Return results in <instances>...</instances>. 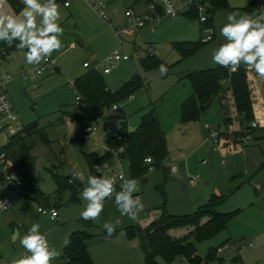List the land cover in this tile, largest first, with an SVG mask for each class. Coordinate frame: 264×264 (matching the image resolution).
I'll list each match as a JSON object with an SVG mask.
<instances>
[{
	"label": "rangeland",
	"instance_id": "obj_1",
	"mask_svg": "<svg viewBox=\"0 0 264 264\" xmlns=\"http://www.w3.org/2000/svg\"><path fill=\"white\" fill-rule=\"evenodd\" d=\"M191 1L175 0V4L177 7H186ZM255 1L228 0L227 6L216 8L212 14L205 11L196 17L187 14L172 17L155 13L158 23L154 28L152 24L139 28L127 17L126 12L132 9L136 15L143 14L150 0H105L111 21L117 27H131L132 33L122 38L83 3L82 9L90 12L81 13V17L76 20L72 19L70 26L76 28L77 31L73 32L79 33L82 38L86 34L89 41L81 45L76 38L65 34L69 31L66 29L67 24L60 23L63 29L59 37L62 47L52 54L55 66L33 77L32 71H29L32 65L27 66L28 69L21 67L27 49H14L7 55L3 68L13 75L7 88L21 124L24 127L34 124L39 128L49 126L47 131L52 143L50 145L39 140L31 151L35 159L33 180L50 198L35 201L24 197L20 201L17 210L21 235H0V264H11L13 259L26 254L20 238L27 234L34 223L40 224V232L47 237L50 246L60 253L53 264H70L61 258L64 241L77 229L87 230L94 235L88 244L94 264H148L141 237L139 233L131 237L130 228L146 230L166 213L174 216L194 213L215 195L220 197L218 211L238 212L227 228L216 236L205 239L193 237L197 253L206 258L212 248H218V260L221 262L226 258L225 264H238L232 260L237 256L240 257L239 264H264V133L257 138L260 133L257 131L243 141L240 133L232 132L230 124L233 130L239 131L250 122L238 115L230 90L224 97H215L213 104L201 111L197 120L187 123L181 120L182 104L193 93V86L185 79L186 75L219 66L213 62L212 55L225 42L220 30L228 23L227 15H257L253 6ZM57 4L60 5V13L65 10L61 3ZM0 11L17 16L20 13L11 0H3ZM200 15H212V18L202 23ZM208 35H213V39L204 43L203 37ZM176 41H194L199 44V49L182 58L174 48ZM73 42L77 43L76 48H72ZM116 50L127 54L130 60L113 65L107 63L105 58ZM149 52L167 67L166 75L160 74V65L149 71L143 68L141 59L147 57ZM85 62L91 66L85 68ZM107 66L112 69L109 74L104 73ZM92 68L101 71L112 92H117L137 74L144 86L136 89L132 96L120 99L117 110L105 109L97 118L95 133L85 132V126L90 124L88 116L82 120L71 118L66 127H62L60 120L68 113H84L76 107L73 82ZM245 71L256 112L254 119L260 121L258 129H262L264 121L257 115L259 112L264 113V80L246 66ZM153 104L167 138L168 154L163 165H155L156 168L148 170L146 175L133 178L127 158L120 162L114 157L111 161L113 167L126 173L127 179L137 181L139 191L134 195L141 197L143 210L135 220L129 219L119 212L114 197H110L104 202V211L99 220H90V225L84 223L80 220V213L87 201L81 198L80 193L87 186L88 177L95 176L85 160L84 152H106V141L118 133L122 122L126 121L129 130H135ZM226 117H232L230 124L225 123ZM82 124L85 126H82L79 134L85 138L80 141L77 132ZM218 133L220 136L216 138ZM226 133L233 134L229 136L231 138L242 140L234 142L224 135ZM5 138L3 136L4 142H7L8 138ZM172 167H176L177 171L172 172ZM76 172L81 173L78 180L82 186L77 200L70 199L69 189L60 199L53 198L57 190L54 174L67 177ZM3 190L0 185V193ZM39 206L55 208L59 216L53 219L50 214L43 215L37 210ZM116 219H120V225L110 238H106L103 224L114 223ZM189 231L185 227L173 228L171 234L178 237ZM160 264H185V260L177 256L171 262L160 259ZM200 264L217 263L204 261Z\"/></svg>",
	"mask_w": 264,
	"mask_h": 264
},
{
	"label": "trees",
	"instance_id": "obj_2",
	"mask_svg": "<svg viewBox=\"0 0 264 264\" xmlns=\"http://www.w3.org/2000/svg\"><path fill=\"white\" fill-rule=\"evenodd\" d=\"M11 2L19 11L22 10L23 5L17 0H11ZM227 5L228 0H210L208 12L212 14L216 8ZM185 14L190 17L199 16L198 6L193 5ZM210 18H212V15ZM3 48H9V46L1 41L0 51ZM174 48L184 58L195 53L199 49V44L194 41H176L174 42ZM161 64L162 62L159 58L150 53L147 57L141 59V65L146 71ZM185 79L192 84L193 93L182 104L181 120L183 123L197 120L201 116V105L209 103L212 98L224 97L228 90L233 94L238 115L243 117L244 121L251 122L254 120L256 112L245 65L242 64L235 72L221 66L191 72L186 75ZM225 80L230 81V87L227 90H223L221 87ZM141 86H144V84L142 78L137 74L132 80L124 83L117 92H112L98 69H91L74 81L76 94L80 93L84 101L91 107L99 109L101 114L104 113L105 109H110L114 104L118 103L120 99L131 96ZM67 115L81 119L87 118L86 113H68ZM231 120L232 117H226L225 123L229 124ZM23 132L24 134L22 135H13L6 144L1 145L0 153L5 152L7 158L12 159L21 170L25 178V191L28 197L36 201L40 198L49 199L50 196H45L33 180L35 159L31 155L32 149L39 140L51 145L52 142L47 128H39L34 124L25 127ZM224 135L232 136L233 134L229 135V133H226ZM78 136L80 141H82V137ZM234 140L240 141L242 139L235 138ZM107 145L108 151L104 155L96 152L84 154L85 160L92 171L95 164L112 160L115 157V150L120 146L125 147L124 156L130 161L133 178L146 175L148 167L145 164V158L148 156L153 158L154 165L157 167L163 165V160L168 154L167 138L155 105L153 104L143 115L141 123L135 130H129L126 121L122 122L117 135L108 139ZM0 177L3 179L1 164ZM71 177V175L63 177L54 174L57 190L53 193V198L60 199L69 189L71 191L70 199L77 200L82 186L80 181L69 183L68 181ZM219 202L220 197L215 195L194 213L183 216H174L166 213L163 218L158 219L150 228L140 230L132 227L129 233L131 237L139 233L148 264H160V259L171 262L177 256L188 258L195 264H200L204 261H216L218 260L216 255L217 248H212L206 258H202L197 253L193 237L198 239L213 237L227 228V224L238 210L228 213L220 212L218 211ZM80 220L89 225L91 224L90 220ZM182 227L189 228V233L178 237L171 234V229ZM93 238L94 235L87 230L73 232L68 239L70 243L64 246L62 258L68 260L70 264H94L88 249V243Z\"/></svg>",
	"mask_w": 264,
	"mask_h": 264
},
{
	"label": "clouds",
	"instance_id": "obj_3",
	"mask_svg": "<svg viewBox=\"0 0 264 264\" xmlns=\"http://www.w3.org/2000/svg\"><path fill=\"white\" fill-rule=\"evenodd\" d=\"M3 0H0V4ZM24 8L19 15L6 14L0 11V41L9 47L14 41H18L16 47L27 49L24 53L28 65L38 66L47 63L53 52H58L62 47L59 37L63 34L60 26V5L56 0H22ZM171 11V5H167ZM37 18L39 23H37ZM206 17H201L205 21ZM227 21L220 30L224 43L213 51L212 60L215 64L235 72L242 64L250 71H254L259 79L264 80V13L259 15H239L229 13ZM160 74H167L164 64L159 66ZM42 74V71L40 72ZM150 160V158H147ZM101 172V166H96ZM154 169H149L152 171ZM81 173L76 172L69 183L80 179ZM117 191L112 177L103 175L89 176L87 186L80 193L81 198L87 201L80 218L88 221H97L104 211V202L113 197L122 215L135 220L143 210V203L139 196L134 193L139 191L135 179H124ZM6 201H0V210H6ZM120 219L115 222H105L103 229L106 238H110L120 225ZM70 241L65 240L67 246ZM21 246L26 254L13 259L11 264H53L60 253L54 246H50L47 237L40 232V224L34 223L26 235L20 238Z\"/></svg>",
	"mask_w": 264,
	"mask_h": 264
},
{
	"label": "built area",
	"instance_id": "obj_4",
	"mask_svg": "<svg viewBox=\"0 0 264 264\" xmlns=\"http://www.w3.org/2000/svg\"><path fill=\"white\" fill-rule=\"evenodd\" d=\"M73 1L74 0H63V3L65 6L68 7L72 4ZM82 1L88 4L91 8H93L100 18L105 20L113 29L116 30L118 35L131 33L130 26L127 25V26L117 27L111 21V18L107 11L105 0H82ZM167 5H171V11L167 10ZM193 5H197L199 12L200 13L202 12L203 14V12L205 11L208 12V6L210 5V0H192L186 7L185 6L177 7L175 4V0H150L148 9L143 14L136 15L132 9H129L126 12V15L127 17H129L130 20H133L135 25L138 26L139 28L145 27L149 24H152L154 28L158 23V19L156 18L155 13H159L160 15L162 14L166 16L177 17L180 14L187 13V11ZM254 6L257 15L264 13V0H256ZM202 16L207 18L205 21H201L202 23L208 21L210 17V15H200V20ZM212 39H213V35H208L206 37H203L204 42H209ZM17 43L19 42L14 41L11 47L3 48L0 51V136L3 135L8 139L10 136L13 135L24 134L23 131L25 128L20 122V119L13 106L7 88V83H9V81L12 80L13 75L7 73L3 68V64L7 55L14 49L21 50L16 47ZM72 48H76L75 43H73ZM129 59L130 57L127 54L121 53L119 50H116L115 52L109 54L105 58V61L110 65H113L114 63L120 61H126ZM53 66H55V60L52 57L48 60L47 63L42 62L41 65L38 66L33 65V69L31 70L33 73V77L39 75L41 71L43 74L48 68ZM85 66H89V64L85 63ZM111 71L112 69L110 66L104 68L105 74H108ZM24 75L25 77H27L25 73ZM75 104L77 108L82 109L84 113H86L90 121V124L86 126L85 132L95 133L97 131V118L102 115L99 109L93 108L90 105H88L84 101V98L80 93L76 94ZM118 107H119L118 103H116L111 108L117 110ZM229 128L234 133L236 132L240 133L242 135L243 141H246L252 136V133H254V131L260 128V121L254 119L250 122L248 126H243L239 131L233 130V126L231 124L229 125ZM217 136H220V134L218 133L215 135L216 138ZM0 145L3 144L1 143ZM124 154H125L124 146H120L117 150H115V157L120 162L123 161L124 158H126ZM147 158H150V160ZM0 164L3 173V180L8 189L7 192L0 197V201H6L8 204L6 210H0V217H1L5 212L12 209L25 196L26 191H25V178L21 170L12 159L7 158V154L5 152L0 153ZM145 164L147 165L148 170L156 168L154 165V160L150 156L145 158ZM96 166H101L102 171L98 172L96 170ZM176 171H177L176 167H172V172H176ZM93 172L95 176L103 175L107 177H112L115 181V187L117 191L120 190V185L122 183L121 178L123 177L124 179H127L126 173L121 169L118 170L115 167H113L110 161L95 164V166L93 167ZM193 181L194 180L192 179L191 182ZM114 195L115 194H113V197ZM134 196H139V195H134ZM39 211L44 214H50L53 219H56L59 215L58 211L55 208L41 206L39 207ZM184 260H185V264H195L188 258H184Z\"/></svg>",
	"mask_w": 264,
	"mask_h": 264
},
{
	"label": "crops",
	"instance_id": "obj_5",
	"mask_svg": "<svg viewBox=\"0 0 264 264\" xmlns=\"http://www.w3.org/2000/svg\"><path fill=\"white\" fill-rule=\"evenodd\" d=\"M20 4H22L23 5V3H22V0H17ZM57 3H61L64 7H65V10L64 11H62L61 12V18H60V21H59V23H65V24H67V27H66V29H69V31L68 32H73L74 30H76L77 31V29L76 28H72V26H70V21L72 20V19H78V18H80L81 17V13H87V12H90L89 10H91V11H93V12H95L96 13V11L93 9V8H91L88 4H86L85 2H83L82 0H74L73 2H72V4L70 5V6H65L64 5V3H63V0H58V1H56ZM83 3H85L86 5H87V7L89 8V10L87 11H85L84 9H82V4ZM23 8H24V5H23ZM22 8V9H23ZM67 9V10H66ZM97 14V13H96ZM98 15V14H97ZM99 16V15H98ZM76 25V24H75ZM80 31V30H79ZM68 32H66L65 34L67 35V36H70V35H68L67 33ZM82 33V32H81ZM132 33V32H131ZM128 34H130V33H128ZM124 35H127V34H124ZM70 37H72V36H70ZM120 37L122 38L123 37V35H120ZM75 38V37H74ZM77 40V39H76ZM83 40H84V44H81V45H85L88 41H89V38H88V36L86 35V34H83ZM73 43H75L76 44V47H77V43L76 42H73ZM73 43H72V45H73ZM71 45V46H72ZM150 53V52H149ZM130 60V59H129ZM85 63H87V62H85ZM85 63H84V67L85 68H89L91 65H89V66H85ZM21 64H22V69H25V68H27L28 69V67L27 66H29L27 63H26V61H25V57L23 58V62H21ZM31 66V65H30ZM33 69V65H32V68H31V70ZM92 69H96V68H92ZM31 70H29V71H31ZM91 70V69H90ZM89 71V70H88ZM87 71V72H88ZM87 72H84L83 74H81L80 76H82V75H84V74H86ZM111 73V72H110ZM24 74V73H23ZM109 74V73H108ZM80 76H78L77 78H79ZM76 78V79H77ZM74 83V82H73ZM230 87V84H229V86H228V88ZM229 91V90H228ZM227 91V92H228ZM132 96V95H131ZM215 99V98H214ZM262 121H264V113L263 112H259V114L257 115ZM71 118H73V119H77V120H82L81 118H76V117H71V116H67V115H65V117H62L61 118V120H60V124L62 125V127H66V125L70 122V119ZM82 126H85V125H80L79 127H78V132H77V135H80L79 134V131H80V129L82 128ZM263 126H264V124H263ZM48 127L49 126H46L45 128H47V130H48ZM53 127H55V126H52L51 128H53ZM86 127V126H85ZM131 131H133V130H131ZM258 132H260L259 134H257L258 136H257V138H260L261 136L260 135H262V133H264V127L262 128V129H258L257 130ZM256 131V132H257ZM49 134V133H48ZM83 139L85 138V137H82ZM227 138L228 139H230V140H232V141H236V140H234L235 138H231V137H229V136H227ZM5 139H7V138H5ZM9 140V139H8ZM8 140H7V142H8ZM51 140V139H50ZM0 142L2 143V144H6L7 142L5 141L4 142V140H3V135H1L0 136ZM4 142V143H3ZM51 142H52V140H51ZM226 142V141H225ZM225 142H223L222 144H225ZM106 145H107V141H106ZM62 151L63 152H65V149H64V147H62ZM108 151V145H107V150H106V152ZM92 152H96V153H98V154H100V155H104L106 152H104V153H99V152H97V151H91V152H84V154L85 153H92ZM63 155V154H62ZM112 160H110V162H111ZM92 171V170H91ZM68 176H70V175H68ZM67 176V177H68ZM147 178L145 177L144 178V181L146 182L147 180H146ZM79 181V180H78ZM0 185L4 188V190L0 193V197L1 196H3L6 192H7V186H6V184H5V182H4V180L2 179V177H0ZM25 198H29V199H32V198H30V197H28L27 196V194H25V196H24ZM23 197V198H24ZM22 198V199H23ZM21 199V200H22ZM20 200V201H21ZM32 200H34V199H32ZM20 201L12 208V209H10L9 211H7V212H5L1 217H0V235L1 236H4V235H10V236H12V235H14V236H20L21 235V233H20V228H19V225H18V210H17V208H18V204L20 203ZM36 201V200H35ZM39 207H41V206H39ZM39 207H38V212L39 213H41V214H43V215H47V214H44V213H42V212H40L39 211ZM59 216V215H58ZM81 219V218H80ZM80 230H82V229H77V231H80ZM76 230H74V231H72L69 235H68V237H67V239L66 240H68L69 239V236L73 233V232H75ZM91 242V241H90ZM89 244V243H88ZM65 246V245H64ZM64 249V248H63ZM218 249V248H217ZM62 258V257H61ZM62 259H64V258H62ZM66 260V259H65ZM232 260H233V262H237L238 264L240 263V257H233L232 258ZM68 261V260H67ZM212 262H215V263H217V264H225V263H227V260H226V258L225 259H222V261L220 262V260H216V261H212Z\"/></svg>",
	"mask_w": 264,
	"mask_h": 264
},
{
	"label": "water",
	"instance_id": "obj_6",
	"mask_svg": "<svg viewBox=\"0 0 264 264\" xmlns=\"http://www.w3.org/2000/svg\"><path fill=\"white\" fill-rule=\"evenodd\" d=\"M68 35L72 36V37H75L77 39V41L81 44H84V40L83 38L79 35V33L77 32H68L67 33ZM230 84V81L229 80H225L222 84H221V87L223 90H227L228 89V86ZM213 101H214V98L211 99V101L205 105H201V111H205L207 108H209L212 104H213ZM147 180V179H146Z\"/></svg>",
	"mask_w": 264,
	"mask_h": 264
}]
</instances>
